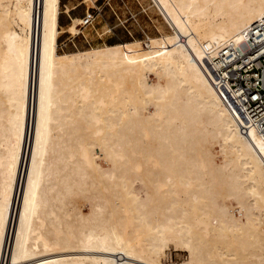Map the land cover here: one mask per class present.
<instances>
[{
	"label": "bare ground",
	"instance_id": "1",
	"mask_svg": "<svg viewBox=\"0 0 264 264\" xmlns=\"http://www.w3.org/2000/svg\"><path fill=\"white\" fill-rule=\"evenodd\" d=\"M152 1L171 32L60 53L94 16L0 0V264H264V135L209 76L264 0Z\"/></svg>",
	"mask_w": 264,
	"mask_h": 264
},
{
	"label": "rangeland",
	"instance_id": "2",
	"mask_svg": "<svg viewBox=\"0 0 264 264\" xmlns=\"http://www.w3.org/2000/svg\"><path fill=\"white\" fill-rule=\"evenodd\" d=\"M65 2L67 1L61 0L62 12L59 17L64 27L70 22L67 12L64 11ZM70 4L78 5L74 13H70L72 17L85 18L92 14L93 23L80 26L83 31L76 37L68 33L60 37V53L92 49L105 44L142 41L147 36H160L164 31H172L152 0H71ZM148 79H152L150 82H156L153 73ZM136 191L144 194V186H137ZM187 255V252L170 244L161 262L181 264Z\"/></svg>",
	"mask_w": 264,
	"mask_h": 264
},
{
	"label": "built area",
	"instance_id": "3",
	"mask_svg": "<svg viewBox=\"0 0 264 264\" xmlns=\"http://www.w3.org/2000/svg\"><path fill=\"white\" fill-rule=\"evenodd\" d=\"M90 23L87 17L85 24ZM247 35L245 46L228 44L220 50L209 63V76L243 133L255 129L264 135V19L253 23Z\"/></svg>",
	"mask_w": 264,
	"mask_h": 264
},
{
	"label": "crops",
	"instance_id": "4",
	"mask_svg": "<svg viewBox=\"0 0 264 264\" xmlns=\"http://www.w3.org/2000/svg\"><path fill=\"white\" fill-rule=\"evenodd\" d=\"M67 2H65L64 3V6L66 7L65 8V12H67V14H68V16H69V18H70V22L72 21V19H74V18H80V19H84V18H81V17H72V15L70 14V13H74V10H76V8H77V6L78 5H71L70 3H71V0H66ZM71 5V6H70ZM69 8V9H68ZM61 12H62V9H61ZM89 15H92V14H89ZM93 16V15H92ZM59 22H60V25L61 26H63L64 24H62V22H61V20H60V18H59ZM69 22V23H70ZM67 25H69V24H67ZM66 25V26H67ZM65 26V27H66ZM83 31V30H82Z\"/></svg>",
	"mask_w": 264,
	"mask_h": 264
}]
</instances>
